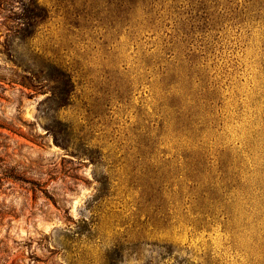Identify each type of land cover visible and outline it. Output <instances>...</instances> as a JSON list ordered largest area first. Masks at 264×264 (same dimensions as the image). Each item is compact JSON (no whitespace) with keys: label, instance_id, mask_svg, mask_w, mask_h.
Wrapping results in <instances>:
<instances>
[{"label":"rangeland","instance_id":"obj_1","mask_svg":"<svg viewBox=\"0 0 264 264\" xmlns=\"http://www.w3.org/2000/svg\"><path fill=\"white\" fill-rule=\"evenodd\" d=\"M37 1L0 0V264H264V0Z\"/></svg>","mask_w":264,"mask_h":264},{"label":"trees","instance_id":"obj_2","mask_svg":"<svg viewBox=\"0 0 264 264\" xmlns=\"http://www.w3.org/2000/svg\"><path fill=\"white\" fill-rule=\"evenodd\" d=\"M30 5H31L30 9H32V11L34 12V14H37L40 10L44 11V7H42L41 5H39V3H38L37 0H31Z\"/></svg>","mask_w":264,"mask_h":264}]
</instances>
